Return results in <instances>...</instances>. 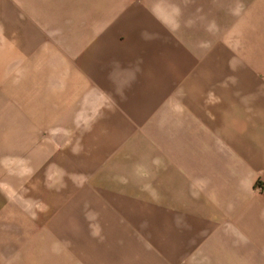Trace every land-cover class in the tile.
Returning a JSON list of instances; mask_svg holds the SVG:
<instances>
[{
	"label": "crops",
	"instance_id": "obj_1",
	"mask_svg": "<svg viewBox=\"0 0 264 264\" xmlns=\"http://www.w3.org/2000/svg\"><path fill=\"white\" fill-rule=\"evenodd\" d=\"M216 14L0 0V224L31 229L16 264H264V0L234 29Z\"/></svg>",
	"mask_w": 264,
	"mask_h": 264
},
{
	"label": "rangeland",
	"instance_id": "obj_2",
	"mask_svg": "<svg viewBox=\"0 0 264 264\" xmlns=\"http://www.w3.org/2000/svg\"><path fill=\"white\" fill-rule=\"evenodd\" d=\"M261 0H216L217 27L218 30L224 28L225 20L232 16L233 29L240 23L241 12L246 8H251ZM231 12V13H230ZM223 34V32H222ZM219 38V37H218ZM223 38V37H222ZM219 40V39H218ZM30 224H0V254L3 261L0 264H16V232L22 231V227L27 232L31 229ZM7 258V261H5Z\"/></svg>",
	"mask_w": 264,
	"mask_h": 264
},
{
	"label": "built area",
	"instance_id": "obj_3",
	"mask_svg": "<svg viewBox=\"0 0 264 264\" xmlns=\"http://www.w3.org/2000/svg\"><path fill=\"white\" fill-rule=\"evenodd\" d=\"M263 190H264V187H263Z\"/></svg>",
	"mask_w": 264,
	"mask_h": 264
}]
</instances>
